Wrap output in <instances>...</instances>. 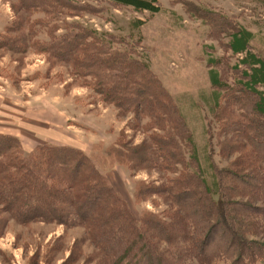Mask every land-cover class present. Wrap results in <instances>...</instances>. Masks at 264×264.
<instances>
[{
    "label": "trees",
    "instance_id": "trees-1",
    "mask_svg": "<svg viewBox=\"0 0 264 264\" xmlns=\"http://www.w3.org/2000/svg\"><path fill=\"white\" fill-rule=\"evenodd\" d=\"M106 1L135 10H155L147 0ZM14 2V10L44 16L36 25L46 28L49 41H33L32 48L52 66L68 68L73 82L93 93V105L113 107L123 116L132 114L137 126L146 120L139 128L148 136L139 145L121 143L98 152L96 147L97 153L90 157L55 145H41L27 153L17 139L1 136L0 213L5 219L0 221V236L8 220L24 226L43 223L81 228L84 242L94 252L86 262L95 264H184L187 260L210 264L229 252L237 264L247 252L252 264L262 258L264 62L248 55L250 61L248 57L243 61L248 72L243 73L239 89L253 100L248 117H256L255 123L261 121L256 135L251 134L247 121L231 118L237 105L236 110L247 116L239 103L241 97L228 95L226 102L216 100L210 111L220 127L216 133L220 153L227 160L233 159L222 170H215L214 182L209 184L197 163L183 117L143 63L112 50L94 31L66 22V18L81 17L82 12L69 0ZM16 25L0 36V50L22 55L36 31L23 20ZM22 30L29 32L24 38L11 35ZM59 30L63 34L56 35ZM234 36L242 41L247 37V43L252 37L244 31ZM234 44L230 49L235 54L247 49L246 43L239 48ZM115 165L132 172L169 174L158 187L137 183L134 193L135 199L153 195L163 199L169 205L164 213L167 221L148 212L135 219L101 171ZM219 233L227 242L226 248L211 258V239Z\"/></svg>",
    "mask_w": 264,
    "mask_h": 264
},
{
    "label": "rangeland",
    "instance_id": "rangeland-1",
    "mask_svg": "<svg viewBox=\"0 0 264 264\" xmlns=\"http://www.w3.org/2000/svg\"><path fill=\"white\" fill-rule=\"evenodd\" d=\"M147 1L154 12L106 0H69L82 12L81 17L65 21L94 31L112 50L147 67L183 117L192 135L197 163L211 184L215 170H222L233 159L227 160L217 146L220 127L210 112L216 100L226 102L228 95L241 97L239 103L247 116L236 110L237 105L231 118L247 121L251 134H257L254 131L261 122L248 117L253 100L239 89L243 73L248 72L243 63L248 55L264 62V0ZM14 5V0H0V36L16 27L18 20L36 32L24 54L0 50V137L17 139L27 153L41 145H55L77 149L88 157L112 145L142 143L148 135L139 126L146 120H140L137 126L132 114L123 116L113 107L93 105V93L74 83L68 68L52 66L30 45L33 41H49L46 28L36 25L44 16L14 10ZM242 31L252 35L248 43L247 37L243 41L240 36L231 37ZM28 33L22 30L11 35L24 38ZM61 34L62 30L56 33ZM233 43L237 48L246 43L247 49L235 54L230 49ZM219 83L229 91L218 87ZM101 171L135 219L148 212L167 221L164 213L169 205L163 199L156 195L135 199L134 193L137 183L158 187L169 174L156 170L132 172L116 165ZM3 219L0 213V221ZM225 241L221 233L211 239V258L226 248ZM93 253L84 242L81 228L43 223L24 226L8 220L0 236V264H70V256L74 258L72 264H95L86 262ZM246 255L238 264H252L249 252ZM235 261V255L229 252L210 264H237ZM184 264L197 263L187 260ZM253 264H264V255Z\"/></svg>",
    "mask_w": 264,
    "mask_h": 264
}]
</instances>
